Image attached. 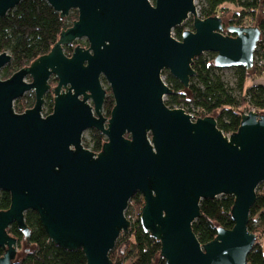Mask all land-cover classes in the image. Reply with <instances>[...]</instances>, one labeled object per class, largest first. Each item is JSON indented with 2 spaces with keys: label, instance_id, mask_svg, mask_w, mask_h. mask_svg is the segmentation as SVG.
I'll use <instances>...</instances> for the list:
<instances>
[{
  "label": "water",
  "instance_id": "obj_1",
  "mask_svg": "<svg viewBox=\"0 0 264 264\" xmlns=\"http://www.w3.org/2000/svg\"><path fill=\"white\" fill-rule=\"evenodd\" d=\"M21 0H0V17ZM61 17L77 19L60 31L50 50L0 78V190L10 205L0 210V264H11L15 222L26 237L24 214L38 213L50 240L80 248L85 264H111L109 252L130 221V198L143 197L139 222L160 242L164 264H246L256 235L247 228L256 188L264 184V113H241L236 131L224 134L211 115L192 119L169 107L162 71L185 87L195 73L193 58L213 52L217 68L250 69L261 34L257 25L202 18L196 0H45ZM192 17L180 39L174 27ZM85 38L71 55L63 45ZM11 61L0 52V69ZM54 75L53 108L42 115ZM109 83L114 105L102 114ZM34 103L16 112L13 102L28 90ZM105 135L101 150L82 143L85 130ZM233 196L231 228L218 227L200 243L192 230L200 201ZM157 261H155L156 264Z\"/></svg>",
  "mask_w": 264,
  "mask_h": 264
},
{
  "label": "trees",
  "instance_id": "obj_2",
  "mask_svg": "<svg viewBox=\"0 0 264 264\" xmlns=\"http://www.w3.org/2000/svg\"><path fill=\"white\" fill-rule=\"evenodd\" d=\"M225 4H231L237 10L226 8ZM196 7L202 18L219 15L224 20L225 16H229L227 24L257 25L261 34L254 55L258 48L264 49V0H197ZM77 16V11L72 10L66 17H61L45 0H21L6 15L0 17V52L7 51L11 55V61L0 69V78H8L16 70L47 53L60 31L70 26ZM185 27L192 28V17L185 22L184 27H174L173 36L180 39ZM71 49L70 45L64 46L65 52H70ZM214 55L213 52H204L193 58L195 73L190 77L187 87L168 70H164V81L171 88V92L165 95L164 102L169 107H182L195 117L211 115L216 119L217 127L224 134H230L239 126L242 106L264 113V83H253L246 87L252 68L237 66L234 68V87H229L217 72ZM254 72L264 73V63L256 65L255 61ZM49 82L53 87L55 80L51 79ZM234 90L239 92V96L235 95ZM33 103L34 96L22 95L14 100L13 107L16 112H22ZM113 103L112 95H106L103 103L105 116L110 115ZM52 107L53 92L50 90L44 95L43 111L48 114ZM88 132L89 139L83 145L94 152L100 151L106 140L105 135L94 128ZM10 198L8 191L0 190V210L9 207ZM130 201L126 214H131L134 219L128 232H122L118 236L114 248L109 252L111 264H155V261L157 264H164V259L159 256L160 242L144 232L139 222L144 203L142 195L136 192ZM232 204L233 196L226 194L200 201V216L192 224V230L200 243L214 238L218 227L233 226L230 216ZM24 218L29 228L28 237L15 222L6 229L17 240V250L11 264L86 263L80 248H63L49 239L36 211L27 210ZM247 228L256 235V241L247 255L246 264H264V254L258 242L264 237L263 183L256 188V199L250 208ZM3 251L0 247V255ZM128 252H133L132 256Z\"/></svg>",
  "mask_w": 264,
  "mask_h": 264
},
{
  "label": "rangeland",
  "instance_id": "obj_3",
  "mask_svg": "<svg viewBox=\"0 0 264 264\" xmlns=\"http://www.w3.org/2000/svg\"><path fill=\"white\" fill-rule=\"evenodd\" d=\"M195 2L197 4V0ZM224 6L226 8H230L232 10H237L231 4H225ZM228 19H229V16H225L224 17V20H225L226 23H228ZM187 20H185L179 26L184 27L185 26V22H187ZM246 25H248V24H246ZM172 33H173V31H172ZM255 61H256V65L264 63V49L263 48H258V51H257L256 55H254V63H253V66H252V70H250V72H249V77H248V80L246 81V84H245L246 87L249 86L250 84H253V83H264V73L261 72V73L257 74V72L256 73L254 72ZM234 68L235 67H226V68H218V70H217V72L221 75V78L224 80V82L229 87H232V88L234 87V84H235ZM162 76L165 77L164 75H162ZM234 93H235L236 96H239V92L237 90H234ZM248 109H252V108H250L249 106H242L241 107V111L242 112H245ZM88 139H89V132H88V129H87V130L84 131V133L82 135V143L87 141ZM219 196H217V197H219ZM18 252L20 253V251H18ZM127 254L132 256L133 252H128ZM156 264H157V262H156Z\"/></svg>",
  "mask_w": 264,
  "mask_h": 264
},
{
  "label": "flooded vegetation",
  "instance_id": "obj_4",
  "mask_svg": "<svg viewBox=\"0 0 264 264\" xmlns=\"http://www.w3.org/2000/svg\"><path fill=\"white\" fill-rule=\"evenodd\" d=\"M72 10H76V9H71L70 11H72ZM70 11H69V13H70ZM77 11V10H76ZM68 13V14H69ZM78 13V12H77ZM67 14V15H68ZM66 15V16H67ZM66 16H64V17H66ZM77 19V18H76ZM75 19V20H76ZM67 28V27H66ZM67 45H70L71 47H72V49H71V51L70 52H65L64 51V46L65 45H63V51H64V53L67 55V56H69V55H71V53H72V51H73V48L75 47V46H77V45H79V46H82V47H87L88 46V43H87V41H86V39L85 38H79V39H76V40H74V42H72L71 44H67ZM163 72V71H162ZM51 79H54L55 80V84H54V86L53 87H51V84H50V80ZM100 82H101V85H102V87L105 89V96H104V100H105V97H106V95H108V94H111L112 95V91H111V88H110V85H109V83L106 81V79L103 77V76H100ZM48 83H49V85H50V87H49V89H48V91H52L53 92V89H54V87H55V85H56V83H57V80H56V78H55V76L54 75H51L50 77H49V79H48ZM54 95V94H53ZM32 96H34V91H33V94H32ZM32 96H30V97H32ZM112 97H113V95H112ZM113 102H114V99H113ZM103 103H104V101H103ZM113 105H114V103H113ZM113 107V106H112ZM53 108V107H52ZM112 109V108H111ZM111 112V111H110ZM41 114L42 115H47L44 111H43V105H42V111H41ZM49 114V113H48ZM102 114H103V104H102ZM104 115V114H103ZM105 116V115H104ZM110 116V115H109ZM109 116H105V117H109ZM91 129V128H90ZM95 129V128H94ZM89 130V129H88Z\"/></svg>",
  "mask_w": 264,
  "mask_h": 264
},
{
  "label": "built area",
  "instance_id": "obj_5",
  "mask_svg": "<svg viewBox=\"0 0 264 264\" xmlns=\"http://www.w3.org/2000/svg\"><path fill=\"white\" fill-rule=\"evenodd\" d=\"M32 94H33V90H32V89H30V90H28V91H26V92L24 93V95H26V96H28V97L32 96ZM190 115L192 116V119H193V120L197 118V117H195L194 114H192V113H190ZM130 204H131V201L129 200L128 205H127V208H129ZM127 208H126V210H127ZM126 210H125V215H126V218L130 221V225H131V222L133 221L134 218L132 217L131 214H126ZM129 228H130V227H129ZM128 230H129V229H128ZM127 232H128V231H127Z\"/></svg>",
  "mask_w": 264,
  "mask_h": 264
},
{
  "label": "crops",
  "instance_id": "obj_6",
  "mask_svg": "<svg viewBox=\"0 0 264 264\" xmlns=\"http://www.w3.org/2000/svg\"><path fill=\"white\" fill-rule=\"evenodd\" d=\"M259 244L261 245V248H262V252H263V254H264V237L263 238H261V239H259Z\"/></svg>",
  "mask_w": 264,
  "mask_h": 264
}]
</instances>
